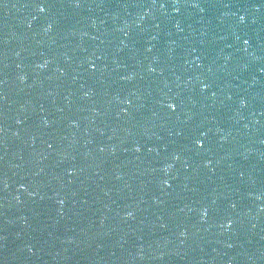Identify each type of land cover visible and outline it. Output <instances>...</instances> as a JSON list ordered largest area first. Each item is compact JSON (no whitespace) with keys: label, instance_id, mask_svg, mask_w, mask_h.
I'll return each instance as SVG.
<instances>
[{"label":"water","instance_id":"obj_1","mask_svg":"<svg viewBox=\"0 0 264 264\" xmlns=\"http://www.w3.org/2000/svg\"><path fill=\"white\" fill-rule=\"evenodd\" d=\"M0 264H264V172L161 0H0Z\"/></svg>","mask_w":264,"mask_h":264}]
</instances>
